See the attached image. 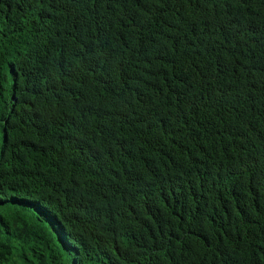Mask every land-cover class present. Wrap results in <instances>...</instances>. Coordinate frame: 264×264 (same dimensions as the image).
Returning a JSON list of instances; mask_svg holds the SVG:
<instances>
[{
  "label": "trees",
  "instance_id": "16d2710c",
  "mask_svg": "<svg viewBox=\"0 0 264 264\" xmlns=\"http://www.w3.org/2000/svg\"><path fill=\"white\" fill-rule=\"evenodd\" d=\"M0 264H264V0H0Z\"/></svg>",
  "mask_w": 264,
  "mask_h": 264
}]
</instances>
